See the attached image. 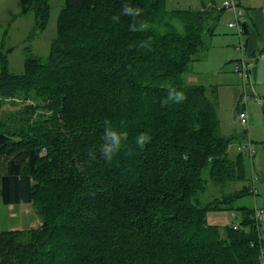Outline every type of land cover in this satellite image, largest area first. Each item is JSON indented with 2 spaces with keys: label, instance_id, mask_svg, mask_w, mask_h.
<instances>
[{
  "label": "trees",
  "instance_id": "trees-1",
  "mask_svg": "<svg viewBox=\"0 0 264 264\" xmlns=\"http://www.w3.org/2000/svg\"><path fill=\"white\" fill-rule=\"evenodd\" d=\"M124 3L144 9L146 31L130 32L127 16L112 22ZM199 5L64 0L48 54L27 55L20 73L2 40L0 98L40 110L0 115L1 196L31 204L42 223L1 230L0 264H264V214L240 201L254 193L252 156L229 151L251 142L247 131L222 133L215 88L185 78L226 13L217 0ZM29 11L42 31L49 0H30ZM149 37L150 51L129 48ZM168 86L187 99L166 103ZM106 119L129 134L110 164L100 155ZM141 132L152 136L143 151ZM209 181L219 194L203 199ZM221 209L234 221L209 223Z\"/></svg>",
  "mask_w": 264,
  "mask_h": 264
},
{
  "label": "rangeland",
  "instance_id": "rangeland-1",
  "mask_svg": "<svg viewBox=\"0 0 264 264\" xmlns=\"http://www.w3.org/2000/svg\"><path fill=\"white\" fill-rule=\"evenodd\" d=\"M29 1L0 0V44L2 40L6 43L5 50L9 49L10 68L17 73L25 70L27 55L46 56L48 54L51 42L56 35L58 17L64 6V0H49L48 23L42 31H37L35 30V14L31 11L22 12ZM217 1L220 6L223 4V0ZM263 1L247 0L245 5L251 8L250 10H263ZM199 4L201 0H168L169 8H196L200 6ZM227 19L228 14L225 13L205 56L193 63V70L185 78L190 83H201L209 88H215L216 92L213 95L218 105L222 133L229 135L247 131L251 141L250 147L254 149V153H250L251 150L246 148V143H232L229 151L231 155H234L240 146H243L241 150L248 157L252 156V159L248 161V171L250 177L254 179V183L253 180L250 182L253 187L255 186L256 193H251L240 201L259 208L257 212L260 211L262 218L264 214V74L260 81L253 79L250 81L249 78L246 79L240 75L237 70L242 57L239 45L241 39L245 41L246 37L240 36L234 28L230 27ZM25 103L35 107L36 112L40 110L34 99L0 98V115L18 112ZM242 107H246L249 113L247 123L240 121L239 112ZM235 184L242 186L243 182ZM218 194L217 186L209 181V188L203 195V199H209ZM207 218L209 223L221 226L234 221L232 212L227 209L210 210ZM41 223L42 216L31 204L5 203L0 191V231L7 228L38 226ZM262 227L264 236V218H262Z\"/></svg>",
  "mask_w": 264,
  "mask_h": 264
},
{
  "label": "clouds",
  "instance_id": "clouds-1",
  "mask_svg": "<svg viewBox=\"0 0 264 264\" xmlns=\"http://www.w3.org/2000/svg\"><path fill=\"white\" fill-rule=\"evenodd\" d=\"M144 9L139 6H133L129 3H124L122 5V9L119 15H113L111 17L113 23L119 22L121 16H127L131 18V23L129 25V31L132 33L146 31L148 29V25L140 20L143 15ZM152 38L149 37L143 41H139L138 44H129V48L133 47H141L147 50H151ZM131 67V66H130ZM167 98L166 103L173 104H181L186 99L187 96L183 91L178 90L175 87L168 86L167 88ZM104 133L103 140L104 143L100 146V155L106 160L109 164L113 161L114 157L121 151L123 147H125L126 142L128 140V132L123 129L124 125L121 124V129H117L113 127L110 120H104ZM135 145L140 150L143 151L145 146L151 142L152 136L148 132H141L135 138ZM135 154V149L128 148V155ZM89 159L85 161V164H90L92 160L96 159V153L94 151L88 152ZM78 170L83 172L85 171L84 165H79Z\"/></svg>",
  "mask_w": 264,
  "mask_h": 264
},
{
  "label": "crops",
  "instance_id": "crops-1",
  "mask_svg": "<svg viewBox=\"0 0 264 264\" xmlns=\"http://www.w3.org/2000/svg\"><path fill=\"white\" fill-rule=\"evenodd\" d=\"M245 3H247V0H241V5L245 9L244 24L246 25H244L245 29L243 33L241 35L239 34L240 36L245 35L246 37L245 41L241 39L245 45L244 48L241 49V58H245L249 64V75L247 78H249L250 81L252 79L254 81H260L261 76L264 74V8L263 10H250L251 8L245 5ZM226 14H228V22L234 14L228 9H226Z\"/></svg>",
  "mask_w": 264,
  "mask_h": 264
},
{
  "label": "built area",
  "instance_id": "built-area-1",
  "mask_svg": "<svg viewBox=\"0 0 264 264\" xmlns=\"http://www.w3.org/2000/svg\"><path fill=\"white\" fill-rule=\"evenodd\" d=\"M226 9L230 10L233 12V17L228 21V25L230 27L235 28L238 33L241 35L243 33L244 30V23H245V19H244V15H245V9L242 7L241 5V0H223V4H222ZM242 48H244V42L241 41L240 45ZM264 56V54H263ZM248 68H249V64L246 61L245 58H242L240 65H238V72L240 73V75H242V77H245L247 79L248 77ZM239 116H240V121L242 123H247L249 121V113L247 111L246 108L242 109L239 112ZM251 142L246 145V148L249 149L250 148V153H254V149H252L250 147ZM243 148V146H240V149ZM254 193H256V188L253 189ZM259 215L261 214L260 211L258 212Z\"/></svg>",
  "mask_w": 264,
  "mask_h": 264
}]
</instances>
